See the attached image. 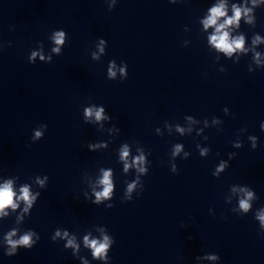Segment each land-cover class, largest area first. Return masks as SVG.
<instances>
[{
    "label": "clouds",
    "instance_id": "clouds-1",
    "mask_svg": "<svg viewBox=\"0 0 264 264\" xmlns=\"http://www.w3.org/2000/svg\"><path fill=\"white\" fill-rule=\"evenodd\" d=\"M260 4H264V0H252V7H248L246 0L244 4H236L233 3L231 5V15H229L228 5L225 2V0H220L219 3L211 6L208 11L209 15L207 18H205L202 23L205 28V30L209 28H213L214 32L208 37V42L219 52L225 54L228 57H231L234 53L237 51L240 52H247L248 49L245 48V37L243 34L238 36H231L230 32L233 26L236 28H239L241 25V17L242 15L246 17L245 23L251 24L253 22L254 17L250 15V13H253V10L257 8ZM65 38V32L64 31H57L54 35V41L56 45H62L64 43ZM264 42L261 40V37L257 35L255 39L252 41V43L255 45L257 43ZM101 43L103 44L104 41L101 40ZM53 52L59 54L60 48L56 47L53 48ZM101 51H103V48H101ZM37 55H40L39 53L33 52L32 56L29 58V62L33 63L35 62V57ZM41 60H45V57L43 55H40ZM48 62H52L51 57L47 58ZM255 60L256 63H260V54L255 53ZM111 63V62H110ZM124 63V62H123ZM127 66V64L125 63ZM115 67L114 64H112V67L109 68V77L114 78L116 73L112 70V68ZM120 72L122 76H124L123 80L127 79L128 73H125V69L121 68ZM121 80V81H123ZM228 108H224L223 111H227ZM105 107L100 106L96 107L95 105L91 107H86L84 111L85 119H89L94 117L97 122L101 121L102 119H111L110 115L105 116ZM191 119V117H188ZM44 128H47V125H43ZM260 128L262 131H264V122L260 124ZM119 130V129H118ZM179 131H183V129H178ZM43 133L39 130L35 131L34 134V140H39L42 137ZM88 149H94L97 147V145L93 143H88L87 145ZM256 145H253V148H255ZM181 150V146L179 144L176 145L175 151L172 153L173 157H175ZM204 153L202 152L201 155ZM121 159L127 161V158L129 156V151L127 145H125L121 151ZM232 155L230 154L229 158L231 159ZM188 156V153H185V157ZM134 163L143 165L145 163L144 155L141 154L139 157L136 158ZM129 167L128 163L125 162V169ZM226 167H229V164H227L225 161H221L220 167L216 170V172H213L212 175L215 177L219 171H223ZM139 171L144 173L147 172L148 169L141 167L139 168ZM179 169L176 165H173L172 167V173L178 174ZM111 172L105 171L103 174L102 180L99 181L100 184L103 185V191L97 192L96 195V201H93V203H96L100 200L101 197L108 198L113 190V184L110 179ZM48 179L47 175H45V179L41 180L39 177H37V183L41 185V187L44 186L45 181ZM135 183H131L128 185L127 191L130 193L135 188ZM241 191L245 192V198H242L239 200V207L242 209L245 213L248 212L251 205L249 204V201L253 198V192L247 191L246 189H241ZM41 193L37 192L35 195H33L29 191V186L26 184L23 187L20 188V195L17 196L16 192L13 191V182L11 180H7L5 183L0 185V215L7 216L8 212L5 211V208L10 207L13 210H15L18 205L16 201H24L26 204V207L24 209L25 212L28 211V209L32 208L34 203L37 200V197L40 196ZM128 201H131V197H128ZM123 202V201H122ZM107 207L112 208L113 205H107ZM257 220L260 222V226L262 229H264V208H262L255 216ZM15 231L13 230L8 234L6 237L7 243L11 246L9 252L7 253L9 256H12L14 253L17 254V247L18 246H24L25 249H31L33 248L37 242L40 239V236L35 233L34 231H29L23 236H21L18 240H13L12 237L15 235ZM33 235H36V240H33ZM68 234L67 232L64 233V236L66 237ZM61 233L59 230L56 231L55 236L51 237L52 241L54 242L56 240V237H60ZM112 241H110L108 236L103 237V241L100 242L98 240H89L88 236L84 237V244L86 247H89L92 249V256L93 258H98L102 260L109 259L107 256V250L110 246ZM65 248H73L74 250H78L79 245L75 243L74 239H68L67 244L64 245ZM210 259H217L216 256L209 257Z\"/></svg>",
    "mask_w": 264,
    "mask_h": 264
}]
</instances>
